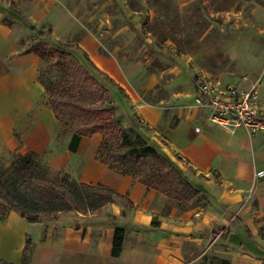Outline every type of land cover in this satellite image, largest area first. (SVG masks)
Listing matches in <instances>:
<instances>
[{"label": "crops", "instance_id": "crops-1", "mask_svg": "<svg viewBox=\"0 0 264 264\" xmlns=\"http://www.w3.org/2000/svg\"><path fill=\"white\" fill-rule=\"evenodd\" d=\"M17 1L0 0V153L46 156L47 168L60 177L113 190L129 199L133 208L114 201L99 212L58 213L33 223L8 210L0 218V263L184 264L177 250L170 249L172 256L163 254L167 251L164 243L191 241L190 235L204 232L215 233L222 240V251L228 254L224 264H264V179L255 178L256 171L264 169V140L243 129L229 133L212 125L206 112L197 108L169 110L143 103L130 93L132 109L125 113L126 119L137 118L162 137L195 171L198 190L213 199L214 205L208 209L180 212L172 206L164 215L167 196L96 159L101 134L79 138L61 128L47 104V86L41 79L45 61L24 48L26 25L3 22L9 12L23 21L6 4ZM79 46L98 70L125 87L115 61L99 54L94 39L84 37ZM253 81L238 86L248 89ZM153 220L159 226H152ZM116 227L125 228L126 234L122 252L112 257ZM130 229L135 232L132 243ZM201 243L198 239L194 244Z\"/></svg>", "mask_w": 264, "mask_h": 264}, {"label": "rangeland", "instance_id": "rangeland-1", "mask_svg": "<svg viewBox=\"0 0 264 264\" xmlns=\"http://www.w3.org/2000/svg\"><path fill=\"white\" fill-rule=\"evenodd\" d=\"M6 4L23 19L15 18L14 23L26 25L25 49L34 51L35 46H40L47 50L65 43L73 45L65 49L70 52V58L59 60L49 55L43 58L46 70L42 71L41 79L46 83L47 95L64 78L72 58L77 56L85 63L82 56L86 53L79 46L84 37L94 39L99 54L115 61L123 74L125 87L112 78L113 83L103 81L108 89L103 107L111 111L113 123L134 139L137 136L154 147L160 155L147 156L137 164H124V169L137 178L153 173L156 185L163 189L171 187L181 198L180 201L168 199L162 207L164 215L172 206L181 212L214 205L213 199L198 190L195 180L199 177L194 176L192 167L179 159L162 137L139 119H126L125 113L132 109L129 107L132 94L143 103L169 107V110L185 112L195 108L193 90L198 76L235 85L246 84L244 77L254 80L264 70V0H18ZM39 33L43 39L38 38ZM76 71L74 69V73ZM262 87L258 91L264 102ZM74 97L86 104L101 106L95 102L97 95L93 91L74 94ZM59 125L68 129L62 123ZM130 143L124 145L108 134L105 153L111 149L127 150ZM19 156L0 153L3 190L11 191L13 180L21 177L14 169ZM28 159L30 162L24 166L28 178L62 186L74 183L50 171L46 156H29ZM57 215L41 214V218ZM128 233L132 243L134 229ZM190 239L164 243L167 251L163 254L172 256L170 249L177 250L184 264H224L228 260V254L222 251V240L215 233L194 234ZM198 239L202 243L195 245Z\"/></svg>", "mask_w": 264, "mask_h": 264}, {"label": "trees", "instance_id": "trees-1", "mask_svg": "<svg viewBox=\"0 0 264 264\" xmlns=\"http://www.w3.org/2000/svg\"><path fill=\"white\" fill-rule=\"evenodd\" d=\"M14 20L15 18L11 12L4 15L3 22L8 26H12ZM31 31L34 32V29L32 28ZM38 36V38L43 39L41 33ZM72 47L71 43L49 47L47 50L40 48V46H35L34 52L42 58L49 55L57 56L59 60H63L70 58V52L65 49ZM82 58L85 63L77 56L71 59L66 67L67 71L64 78L58 82L50 95H47V104L52 109L51 111L54 112L57 120L73 131L79 138L81 136L90 137L94 136V134H101L102 143L97 151L96 159L108 169L123 176H130L147 188L164 194L169 199L180 201L181 198L175 195L171 187L163 189L156 185L153 173L137 178L132 172L124 169V164H137L147 156L157 157L160 155L154 147H150L144 141H140L137 136L134 139L132 134L113 123L111 111L103 107L106 102L105 95L108 92L103 81L108 83H113V81L98 70L85 54ZM84 64H87L92 71L96 72L98 77L93 75ZM74 69H77L76 73H74ZM100 77L102 81H100ZM119 90L121 89L119 88ZM92 91L97 95L94 100L101 105L100 107H95L94 104H86L74 97V94H89ZM108 134L121 140L124 145L129 142L132 144H129L130 147L127 150L111 149L105 153ZM29 156L38 155L32 153L20 155L17 158L18 161L14 163V169H16L17 173H21V177L13 180L11 191L3 190L0 187V218L4 217L8 210H13L22 218L33 223L41 220V214L52 215L73 210L84 213L88 211L91 213L99 212L102 209L101 207L114 201L120 202L126 209L133 208V204L129 199L110 189L91 187L85 184H78L75 181L69 186H62L43 180H32L28 178L29 175L24 167L30 162ZM177 157L181 159L178 155ZM194 192L198 193L197 190H194ZM39 202H42V204H39ZM48 212L50 214H47ZM152 226H159V223L153 220ZM225 230L221 229V232H225ZM125 234V228H115L112 257H118L122 252Z\"/></svg>", "mask_w": 264, "mask_h": 264}, {"label": "built area", "instance_id": "built-area-1", "mask_svg": "<svg viewBox=\"0 0 264 264\" xmlns=\"http://www.w3.org/2000/svg\"><path fill=\"white\" fill-rule=\"evenodd\" d=\"M244 82H249L247 77ZM264 84L262 70L247 88L229 84L220 79L198 76L193 90L195 108L206 112V119L229 133L245 130L251 137L264 140V110L260 106L258 88ZM198 132L199 128L196 127ZM258 180L264 179V169L255 173Z\"/></svg>", "mask_w": 264, "mask_h": 264}]
</instances>
